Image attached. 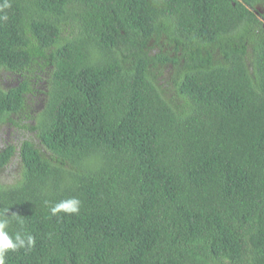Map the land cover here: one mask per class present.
<instances>
[{
    "label": "trees",
    "instance_id": "16d2710c",
    "mask_svg": "<svg viewBox=\"0 0 264 264\" xmlns=\"http://www.w3.org/2000/svg\"><path fill=\"white\" fill-rule=\"evenodd\" d=\"M9 2L6 264H264V0Z\"/></svg>",
    "mask_w": 264,
    "mask_h": 264
},
{
    "label": "clouds",
    "instance_id": "9594fccd",
    "mask_svg": "<svg viewBox=\"0 0 264 264\" xmlns=\"http://www.w3.org/2000/svg\"><path fill=\"white\" fill-rule=\"evenodd\" d=\"M233 3V2H232ZM234 4V3H233ZM11 6L9 0H0V9L9 8ZM8 17L2 16L0 20H7ZM48 204V201H45ZM81 201L77 197H69L51 204L49 211L51 215L56 216L60 213L74 215L80 212ZM8 208L0 210V264H6V255L9 251L17 252L20 249L31 250L36 244L35 237L27 232H15L10 234L9 225L12 217L19 215L13 213L7 215ZM22 223L21 220L17 221Z\"/></svg>",
    "mask_w": 264,
    "mask_h": 264
},
{
    "label": "rangeland",
    "instance_id": "374dc122",
    "mask_svg": "<svg viewBox=\"0 0 264 264\" xmlns=\"http://www.w3.org/2000/svg\"><path fill=\"white\" fill-rule=\"evenodd\" d=\"M6 81H9V78H6ZM9 132H10V127L9 126H2L1 128H0V139H4L5 137H7L8 136V134H9ZM2 145H0V147H1ZM4 179H6V177L7 176H5V174L3 175H1ZM3 178H1L2 180H3Z\"/></svg>",
    "mask_w": 264,
    "mask_h": 264
},
{
    "label": "flooded vegetation",
    "instance_id": "af4514ba",
    "mask_svg": "<svg viewBox=\"0 0 264 264\" xmlns=\"http://www.w3.org/2000/svg\"><path fill=\"white\" fill-rule=\"evenodd\" d=\"M5 141L3 139H0V145H2Z\"/></svg>",
    "mask_w": 264,
    "mask_h": 264
}]
</instances>
